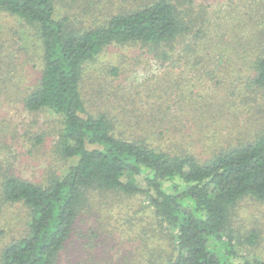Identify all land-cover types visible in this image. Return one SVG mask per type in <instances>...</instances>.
<instances>
[{"label": "trees", "instance_id": "trees-1", "mask_svg": "<svg viewBox=\"0 0 264 264\" xmlns=\"http://www.w3.org/2000/svg\"><path fill=\"white\" fill-rule=\"evenodd\" d=\"M129 5L97 27L75 28L76 18L58 16L56 0H0V12L35 27L42 67L24 106L61 117L54 147L69 163L43 182L0 163V264H264V255H250L264 227L254 226L241 241L235 236L244 227L237 219L241 203L264 204L263 123L254 132L231 129L218 138L205 132L204 114L188 118L201 120L195 123L201 130L188 132L163 116V104L156 114L139 116L131 131L112 111H89L85 66L110 45L142 49L178 72L214 58L189 59L194 38L210 25L205 3ZM251 18L243 27L253 38L243 50L252 71L238 92L219 100V110L227 106L241 116L264 92V28ZM168 123L175 125L169 136ZM139 195L149 202L146 216L126 211L127 197ZM115 209H122L121 220ZM15 222L22 229L9 234Z\"/></svg>", "mask_w": 264, "mask_h": 264}, {"label": "rangeland", "instance_id": "rangeland-1", "mask_svg": "<svg viewBox=\"0 0 264 264\" xmlns=\"http://www.w3.org/2000/svg\"><path fill=\"white\" fill-rule=\"evenodd\" d=\"M133 1L56 0L58 16L76 18L75 28L97 27ZM197 1L207 5L209 20L206 25L209 22L210 25L204 29L206 33L194 38L195 45L189 59L205 53L209 57L214 56L212 61L195 66L196 71L188 66L178 72L180 69L164 66L142 49L110 45L85 66L83 92L89 111L95 114L112 111L121 119L120 127L131 131L139 116L143 114L147 118L144 113L156 114L158 106L163 104V116L175 124L180 122L181 130L188 132L201 130L195 127L200 119L190 122L188 118L204 114L205 132L216 134L218 138H223L231 129L254 132L258 125L264 124V92L254 103L255 107L246 108L242 116L227 106L219 110L223 103L219 100L225 98L227 92H238L252 71L251 55L243 47L244 44L248 46L247 41L253 38L254 31H247L243 23H250L251 17H256L261 29L264 28V0ZM36 36L35 27L0 12V163L3 167H12L24 178L43 182L48 175L52 177L63 171L69 163L61 159L54 147L61 117L47 110L29 111L24 106V97L38 82L41 73V53ZM220 58L225 62H220ZM115 66L120 68L117 74L111 71ZM179 73L182 74L177 78ZM180 78L181 83L177 85ZM195 106L201 110L198 108L196 112ZM174 126L167 124V135L173 132ZM128 131L122 132L131 135ZM42 133L46 134L44 141L37 143L38 135ZM36 143L39 145L35 146ZM127 199L130 204H127L126 211L133 214L140 210L138 213L146 216L144 213L148 209L144 206L149 202L144 196ZM121 211L115 209V213L118 212L116 218L120 220ZM237 219L240 225H244L235 234L241 241L254 226L264 227V204L244 200ZM22 225L15 222L7 232H17ZM250 248V255H264V239ZM245 251L246 248L243 249Z\"/></svg>", "mask_w": 264, "mask_h": 264}]
</instances>
